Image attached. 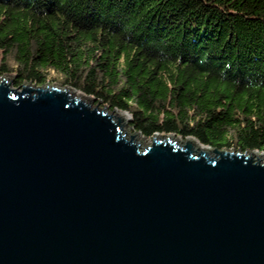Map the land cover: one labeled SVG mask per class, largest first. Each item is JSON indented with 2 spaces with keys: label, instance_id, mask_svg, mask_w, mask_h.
I'll list each match as a JSON object with an SVG mask.
<instances>
[{
  "label": "water",
  "instance_id": "water-1",
  "mask_svg": "<svg viewBox=\"0 0 264 264\" xmlns=\"http://www.w3.org/2000/svg\"><path fill=\"white\" fill-rule=\"evenodd\" d=\"M10 76L0 264H264L263 152L172 133L144 145L128 112Z\"/></svg>",
  "mask_w": 264,
  "mask_h": 264
},
{
  "label": "trees",
  "instance_id": "trees-1",
  "mask_svg": "<svg viewBox=\"0 0 264 264\" xmlns=\"http://www.w3.org/2000/svg\"><path fill=\"white\" fill-rule=\"evenodd\" d=\"M0 73L264 154V0H0Z\"/></svg>",
  "mask_w": 264,
  "mask_h": 264
},
{
  "label": "rangeland",
  "instance_id": "rangeland-1",
  "mask_svg": "<svg viewBox=\"0 0 264 264\" xmlns=\"http://www.w3.org/2000/svg\"><path fill=\"white\" fill-rule=\"evenodd\" d=\"M10 75H12V74H10ZM2 77H3V75H1V73H0V81L2 80ZM12 84H13V87H16L15 85H14V81L12 82ZM50 84V83H49ZM59 84V83H58ZM16 88H20V87H16ZM81 93H83V92H81ZM84 94V93H83ZM85 95V94H84ZM86 96V95H85ZM88 97V96H87ZM90 97V96H89ZM98 103L95 101L94 102V104H93V106H95V105H97ZM100 108H104V107H106L105 105H103V103H100V106H99ZM111 111V110H110ZM112 112V111H111ZM125 112V111H124ZM119 112H117V114H118ZM131 121H132V117H131V115H130V119L128 120V124H127V130H128V133H129V135L130 134H133V133H135V132H137V131H135L134 130V128L133 127H131L130 126V123H131ZM138 137L140 136L141 138L139 139V141L140 140H142V142H143V144L144 145H149V144H151L152 143V141H153V137H146V136H144L141 132H137V134H136ZM131 136V135H130ZM166 136H168V135H166ZM175 137H179V138H181L182 140H184V139H186V138H183V137H181V136H176V135H174ZM169 137V136H168ZM231 149H233V148H231ZM235 150V149H234Z\"/></svg>",
  "mask_w": 264,
  "mask_h": 264
},
{
  "label": "bare ground",
  "instance_id": "bare-ground-1",
  "mask_svg": "<svg viewBox=\"0 0 264 264\" xmlns=\"http://www.w3.org/2000/svg\"><path fill=\"white\" fill-rule=\"evenodd\" d=\"M49 84V83H48ZM38 86H40V85H38ZM72 89V88H71ZM74 90V89H73ZM77 92H80V90H77ZM81 93V92H80ZM82 95H84L83 93H81ZM85 96V95H84ZM117 115H119V113L117 114ZM141 137L139 136H137V139L139 140Z\"/></svg>",
  "mask_w": 264,
  "mask_h": 264
}]
</instances>
